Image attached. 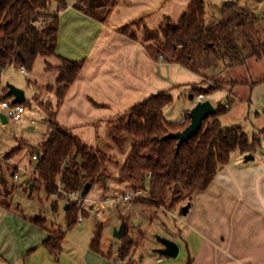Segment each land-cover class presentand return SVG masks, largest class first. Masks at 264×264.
<instances>
[{"label": "trees", "instance_id": "obj_1", "mask_svg": "<svg viewBox=\"0 0 264 264\" xmlns=\"http://www.w3.org/2000/svg\"><path fill=\"white\" fill-rule=\"evenodd\" d=\"M116 0H77L74 6L83 13L105 20ZM56 5V9L53 6ZM208 3L191 0L177 22L165 18L157 29L145 25L141 28L144 48L157 61L179 64L202 75L217 61L224 67H235L246 63L249 58H264V43L257 35V17L236 0L221 3L220 16L210 24L204 20ZM66 6L65 0H0V84L1 71L9 66L30 70L38 55L55 54L58 31V12ZM264 18V15H263ZM133 21L119 28L122 34L136 38ZM55 69L57 77L53 85L41 90L53 91L55 103L39 105L45 113L46 133L42 142L34 147L38 151L36 167L38 177L27 186L43 189L53 196L51 206L57 209L63 201L65 227L49 231L43 246L58 259L61 243L66 232L78 221L79 206L64 192L81 191L84 184L90 186L106 179L107 163L113 157L105 150L92 147L75 137L56 120V112L66 91L79 73L82 61L60 58ZM221 88L215 80L212 85L192 89L193 96L209 94ZM0 90V98L5 97ZM36 103L37 98L34 96ZM173 102L168 91L150 95L111 121L109 138L117 147L129 143V149L118 168L117 178L130 189L142 190L141 202L156 207H173L192 193L206 188L214 175L223 168L233 152L251 153L259 146V137H251L240 125L223 126L218 116L227 110V105H218L216 112L204 119L199 131L176 148V139L166 137L168 133L182 130L189 123L188 113L181 123L169 121L163 108ZM22 104H30L23 101ZM22 141V140H21ZM20 149L16 143L12 152ZM148 186L146 190L144 187ZM59 188L62 191H59ZM88 191V189H87ZM86 191V192H87ZM3 203V202H0ZM32 222L44 227L47 219L43 215L32 218ZM94 230L90 247L101 251L100 229ZM143 237L134 238L125 230L117 248V259L122 264H131L132 255Z\"/></svg>", "mask_w": 264, "mask_h": 264}, {"label": "crops", "instance_id": "obj_2", "mask_svg": "<svg viewBox=\"0 0 264 264\" xmlns=\"http://www.w3.org/2000/svg\"><path fill=\"white\" fill-rule=\"evenodd\" d=\"M76 1L65 0L66 6L58 12L55 54L38 55L30 70L22 71L14 65L5 67L1 71L0 90L6 92L5 83L10 81L23 89L25 101L27 97L33 101L34 96L39 95L55 103L54 92L41 91V88L54 84L55 67L61 64L60 58L81 60V69L57 109L56 120L85 144L100 149L112 145L108 133L111 121L152 94L166 90L175 101L183 95L189 97L194 88L213 84V80L204 84V77L216 79L206 73L210 68L199 75L179 64L154 60L143 46L142 26L154 30L165 18L177 22L191 0H116L102 21L77 9ZM205 1L208 5L204 20L210 24L219 18L221 3L226 0ZM236 1L244 7L249 2ZM207 10L212 15L209 19H206ZM133 21L139 22L138 26H133L135 39L119 31ZM252 59L256 60H248ZM258 61L264 64V58ZM9 68L19 69L18 72L25 75L24 82L5 80L4 74ZM261 70L264 73V67L261 66ZM222 87L223 84L220 90ZM225 92L227 90L221 93L215 90L202 98L189 97L178 121L168 112L171 104L165 106L163 112L169 121L180 123L196 101L207 99L215 107L213 101L226 95ZM0 122L4 124L1 119ZM14 139L15 144L18 140L25 141L23 137ZM14 145L2 152L0 140V156ZM24 147H28L27 142ZM245 154L233 152L229 162L217 171L206 188L182 202L181 205L188 208L179 219L176 235L164 236L178 244L177 255H161L155 248L148 257L141 256L136 264H264V158H257L253 151V158L245 161ZM1 162L0 181L5 172ZM122 162H118L114 170L116 177ZM20 167L27 168V165L23 163ZM181 205L178 206L180 212ZM32 218L9 209L7 202L0 203V264H39L38 256L40 264H52L53 256L43 246L49 229L32 222ZM72 240L69 242L68 237H64L60 252L67 254L70 264H122L111 251L106 256L92 250L91 239L86 235Z\"/></svg>", "mask_w": 264, "mask_h": 264}, {"label": "rangeland", "instance_id": "obj_3", "mask_svg": "<svg viewBox=\"0 0 264 264\" xmlns=\"http://www.w3.org/2000/svg\"><path fill=\"white\" fill-rule=\"evenodd\" d=\"M246 5V8L257 17V35L264 43V0H249ZM210 12V10H207L206 19L211 18ZM218 63L206 72L216 79L204 77L202 80L204 84L209 83L210 80H213V83L215 80L220 81L223 87L221 90H216L218 93H221L222 90H227L225 92L226 95L213 101L216 108L219 104L229 105L227 110L221 113L218 118L223 126L240 125L248 136L251 137L256 134L259 137V146L255 150L256 157L264 158V79H262L264 73L261 70V66L264 67V64L262 61L256 62V60L252 59L247 60L243 65L226 69L220 61ZM18 71L19 69L9 68L4 74V79L23 83L25 75ZM6 83L11 82L7 81ZM36 98L37 104L27 97L30 104H24L25 112L20 120H12L8 117L6 123L0 124L2 152L11 147L12 144H15L16 139L14 137H18V139L23 137L25 139V141H17L18 145H20L19 150L11 153L13 146L0 156L2 169L5 171L0 181V202H7L9 209L14 210L19 215L27 217L45 216L47 219L45 229H49L52 232L57 227H65L63 201H58L57 209L54 210L51 206L52 201L55 199L53 196H47L43 189H32L27 186L26 181L28 183L34 177L28 176L23 170H20L19 178L14 180L11 174L12 166L10 163L5 162L7 158L11 157L12 162L20 163L21 165L23 163L26 164L28 170L35 164V161L29 163L28 156L34 151L33 148L42 142L45 136L47 122L45 113L39 105L45 106L48 103V100L44 99V97L36 95ZM188 100V95H183L179 100L171 103L168 112L173 120H179L182 106ZM50 101H54L52 95ZM1 110L3 111L2 108H0ZM186 116L185 113L184 119ZM26 142L28 147L25 148ZM101 149L113 157L112 162L107 163L106 179L104 182L102 180L103 183L99 181L93 183L84 195L85 202L76 203L79 206L78 218L80 217L81 220L77 221L76 225L66 232L65 238L67 239L68 237V241L71 242L73 237L86 235L89 240H92L94 230L100 224L101 237L99 246L101 251H111L115 257L120 238L114 236V230L124 221L128 232L134 238L140 232L143 233L142 240L132 255L131 264H136L141 256L148 257L158 245H161L157 239L158 236L174 237L176 235L180 227L179 219L183 217V213L181 214L178 206L183 204L182 202L185 199L173 207H156L154 204L140 201L142 196L145 195L141 190L138 195H133L127 201L123 200L121 195L132 189L123 182L116 183L117 177L114 170L118 162L124 160L129 149V143L125 142L123 149L117 148L114 144ZM82 229H84V232ZM51 260L52 264H70L67 254H60L58 259L51 257ZM37 261L39 264L42 263L40 256L37 257Z\"/></svg>", "mask_w": 264, "mask_h": 264}, {"label": "water", "instance_id": "obj_4", "mask_svg": "<svg viewBox=\"0 0 264 264\" xmlns=\"http://www.w3.org/2000/svg\"><path fill=\"white\" fill-rule=\"evenodd\" d=\"M5 97H11L10 101L12 103H22L25 100V95L23 89L15 86L12 83H6V92ZM189 97L192 98L193 94L190 93ZM216 112V108L212 105L209 100H199L191 107L188 111L189 124L180 131L171 132L165 135L166 137L176 139V148L184 141H187L191 136L195 135L201 128L202 121L208 118L210 115H213ZM0 119L2 123L6 122V116L3 113H0ZM38 154V151L36 152ZM253 155L251 153H246L244 155V160L252 159ZM104 182V177L102 176ZM32 185H30L31 187ZM90 183L87 182L84 184L80 195L84 196L87 189H89ZM146 190L148 186L144 187ZM66 208V205L64 206ZM188 205L182 206L181 213L185 214L187 211ZM125 230V222L122 221L118 228L114 230V236L121 238ZM158 241L161 243V247L156 248L155 251L161 255L175 257L178 253V244L164 236H158Z\"/></svg>", "mask_w": 264, "mask_h": 264}, {"label": "built area", "instance_id": "obj_5", "mask_svg": "<svg viewBox=\"0 0 264 264\" xmlns=\"http://www.w3.org/2000/svg\"><path fill=\"white\" fill-rule=\"evenodd\" d=\"M21 70L23 71L24 68L20 67ZM203 94H198L197 98H202ZM0 107L3 109V113L6 117L11 118L12 120H18L20 119V117L22 116L23 112H24V106L21 103H12L8 98H0ZM37 153L35 151H32L29 156H28V160L29 161H36L37 160ZM6 163H10V165L12 166V178L14 180L19 178V171L23 170L26 174H28V176L31 177H38V173H37V167L36 164H34V166L31 169H27V168H22L20 166L14 165L12 162V158L9 157L5 160ZM122 183V182H121ZM59 191H62L59 188ZM141 190L137 189L135 191H127L124 192L121 195V198L125 201L129 200L133 195H138L139 192ZM65 195H67V197L73 201H75L77 204H81L82 201L85 202V198L84 196L80 195V191H69V192H64ZM86 201H90V200H86ZM81 218H78V221H80Z\"/></svg>", "mask_w": 264, "mask_h": 264}]
</instances>
